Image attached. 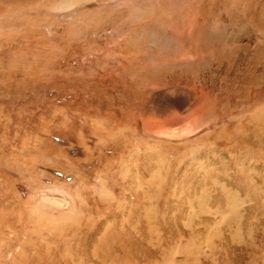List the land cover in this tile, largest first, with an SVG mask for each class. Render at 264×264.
I'll use <instances>...</instances> for the list:
<instances>
[{
	"label": "rangeland",
	"instance_id": "rangeland-1",
	"mask_svg": "<svg viewBox=\"0 0 264 264\" xmlns=\"http://www.w3.org/2000/svg\"><path fill=\"white\" fill-rule=\"evenodd\" d=\"M44 4L0 38V264H264V0Z\"/></svg>",
	"mask_w": 264,
	"mask_h": 264
},
{
	"label": "bare ground",
	"instance_id": "bare-ground-1",
	"mask_svg": "<svg viewBox=\"0 0 264 264\" xmlns=\"http://www.w3.org/2000/svg\"><path fill=\"white\" fill-rule=\"evenodd\" d=\"M41 0H0V5H2L3 7H0V38H2V37H5L6 39H8V38H11V35L14 33V31L16 30V29H13L14 27H15V24L18 22V20H17V17H16V15H14L16 12H17V6L19 7V9H23V6L25 5V8L28 6L29 8H31V6L33 5V4H37V3H39ZM42 1H45V7H46V9L47 10H52V11H61V10H71V9H73V8H76V6L78 5L77 3H83V2H86V1H88V0H53V2H50V1H47L46 2V0H42ZM112 1V0H111ZM118 1V0H117ZM127 2V1H126ZM26 3V4H25ZM121 3V2H120ZM136 3V2H135ZM77 4V5H76ZM139 4V3H138ZM47 5V6H46ZM122 5V4H121ZM126 5V4H125ZM115 6H117V5H113V6H111V7H115ZM137 6L138 5H135L134 3L133 4H129V7H130V9H131V11H133V14H134V10H135V13H136V15L134 14V18L135 19H139L140 17H141V15H142V13H147V14H145V15H143V17L142 18H144V17H148L149 15H150V9L148 8L147 9V7H145V9L143 10V11H141V10H139L138 8H137ZM18 9V10H19ZM45 9V8H44ZM27 10V9H26ZM117 10H118V8H117ZM23 11H25V10H23ZM127 11V10H126ZM48 12V11H47ZM63 12V11H62ZM116 12V11H115ZM118 12V11H117ZM119 13V12H118ZM130 13V12H129ZM125 14V13H124ZM125 16V15H124ZM130 16H132V13H131V15ZM133 17V16H132ZM126 18V17H125ZM131 18V17H130ZM130 18L128 17V19L130 20ZM141 18V19H142ZM132 21V20H131ZM128 22H130V21H128ZM134 22V21H133ZM31 24L33 25L34 24V22H31ZM131 24V23H130ZM22 27V26H21ZM23 29V28H22ZM141 33V32H140ZM17 34V33H16ZM136 34V33H135ZM136 38V40L134 41V42H141L142 41V36H141V34H138L137 35V37H135ZM130 40V39H129ZM8 41V40H7ZM9 42V41H8ZM181 44V43H180ZM134 47V46H133ZM187 56H188V54L186 53H183L182 55H181V57L180 58H178V60L179 61H184L185 59H187ZM25 57V55L24 56H21V55H19V56H16L15 54H13V56L9 59V60H7V62L6 63H1L0 62V70L3 72V76H4V78H6V80H7V83L11 80V78H13V76H14V73H15V71L16 70H20V69H23V70H25V72H27V71H29L30 69H32L31 67H30V65H28V64H24L25 63V60L23 59ZM179 57V56H178ZM165 62H169L168 61V59L167 60H165ZM170 64V63H169ZM162 65V64H161ZM22 70V71H23ZM2 76V77H3ZM6 83V84H7ZM156 128H157V126H156ZM159 128H161V126H159ZM164 131V130H163ZM159 134H160V132H159ZM170 134V133H169ZM171 137V136H170ZM147 162V161H146ZM156 179H151L150 180V182L148 183V186L150 187V188H155L156 187ZM149 188V189H150ZM103 190V189H102ZM147 194H150V195H153L152 194V191L151 192H149V191H147L146 192ZM149 195V196H150ZM142 196V195H141ZM144 196H148V195H144ZM145 198V197H144ZM153 198V197H152ZM42 203H43V208H47L48 207V205L50 204V205H56V206H58L59 204H60V202H57V201H54V200H49V199H45V198H42V201H41ZM49 205V206H50ZM42 206V205H41ZM58 207H60V206H58ZM137 207V206H136ZM229 207H231V208H236V206L234 205V204H232V205H230ZM171 208V207H170ZM191 208H192V206H191ZM139 210L140 209H135V210H133L134 212H133V214L132 215H134V216H136V215H139V214H137V213H139ZM146 210H151L150 209V207L149 206H147L146 207ZM168 210H169V207H168ZM152 211V210H151ZM234 211H235V209H234ZM237 211V210H236ZM112 221V220H111ZM117 229V228H116ZM71 233V232H70ZM109 235H111V232L110 233H107L105 236H104V238L103 239H101L100 240V243L103 245L104 244V242H106V244H105V248H107V249H115V245L114 244H111V243H109L110 241L108 240V237H109ZM209 247H212V246H210L209 245ZM117 249H118V251L120 250L121 251V249L122 248H120V247H117ZM126 249V251H125V253H124V255L125 256H127V253H129V254H134L135 252H133V253H130L129 252V249L128 248H125ZM115 251V250H114ZM109 254V253H108ZM137 255V254H136ZM104 258H105V256H104ZM106 262V261H105Z\"/></svg>",
	"mask_w": 264,
	"mask_h": 264
}]
</instances>
